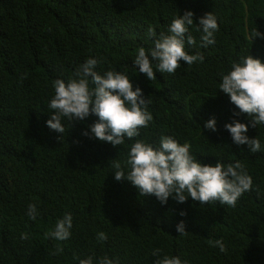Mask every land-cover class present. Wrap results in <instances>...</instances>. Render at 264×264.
<instances>
[{
  "label": "trees",
  "instance_id": "16d2710c",
  "mask_svg": "<svg viewBox=\"0 0 264 264\" xmlns=\"http://www.w3.org/2000/svg\"><path fill=\"white\" fill-rule=\"evenodd\" d=\"M187 10L196 44L186 42V51L201 53L203 62L181 60L172 74L156 71L154 62L156 78L149 80L134 63L140 47L154 46L147 30L167 34ZM210 11L219 30L203 47L197 23ZM248 55L264 62V0H0V264H79L89 256L93 264L104 256L117 264H155L157 249L161 258L178 255L188 264H264V124L246 133L261 140V151L234 143L225 124L250 118L234 116L239 109L219 89L233 62ZM89 57L100 61L101 75L127 74L151 101L153 120L122 145L93 136L94 114L64 117L63 134L47 125L54 81H67ZM213 117L216 131L204 127ZM163 136L189 143L204 164L239 160L251 190L234 207L171 196L162 204L114 178L117 162L125 175L130 171L136 140L158 147ZM29 204L37 207L34 220ZM66 213L71 235L55 240L48 234ZM101 231L107 240H97ZM217 239L226 251L212 244Z\"/></svg>",
  "mask_w": 264,
  "mask_h": 264
},
{
  "label": "clouds",
  "instance_id": "9594fccd",
  "mask_svg": "<svg viewBox=\"0 0 264 264\" xmlns=\"http://www.w3.org/2000/svg\"><path fill=\"white\" fill-rule=\"evenodd\" d=\"M193 12L187 10L175 17L167 34L161 32L158 36L155 29L149 27L148 35L154 38V46L147 50L138 49L134 63L139 72L149 80L155 79V69L161 73H174L180 67V61L191 65L197 61L203 62L201 53L189 54L186 42L196 44L195 38L189 33L193 25ZM198 31H202L201 45L207 47L215 42L214 34L219 30L217 18L213 12H207L199 18ZM262 35L256 31L254 36ZM100 61L89 57L80 65L73 76L67 81H54V96L48 107L53 110L47 121L50 129L61 134L64 132L62 119L84 120L90 114L98 116V120L90 125L93 136L102 142H110L113 146L122 145L125 137L132 139L139 136V129L147 128L153 120L148 110L150 100L146 99L139 86L133 88L129 76L121 71L108 70L103 75L96 71ZM224 93L230 95V100L241 113L250 118L248 123L234 119L226 123L233 142L246 144L249 151L256 153L262 150L261 140L249 137L246 133L249 126L255 128L264 124V62L252 55L243 57L240 62H233L231 70L222 76L219 85ZM204 127L216 131L215 118L205 122ZM88 135L87 132L83 133ZM191 145L180 144L172 136L160 138L158 147L144 140H136L131 148L127 165L130 171L125 175L120 163H115V179H127L138 190L140 195H155L162 203L171 196L180 203L189 197L200 204L218 201L222 205L235 206L238 199L246 191L251 190L253 180L243 164L237 160L234 164L225 166L221 162L204 164L190 153ZM182 216L185 213H180ZM28 215L34 220L37 215L35 204H29ZM177 232L185 233L184 222L177 224ZM72 216L66 213L59 219L54 229L48 234L53 239L64 241L70 235ZM23 238V237H22ZM103 231L97 234L98 241L107 240ZM221 251L226 247L221 239L212 242ZM60 252L62 248L58 249ZM153 255L158 259L155 264H188L177 256L159 257V250ZM79 264H93V257L81 259ZM97 264H117V261L104 256Z\"/></svg>",
  "mask_w": 264,
  "mask_h": 264
}]
</instances>
